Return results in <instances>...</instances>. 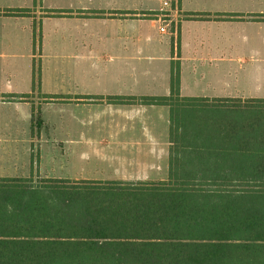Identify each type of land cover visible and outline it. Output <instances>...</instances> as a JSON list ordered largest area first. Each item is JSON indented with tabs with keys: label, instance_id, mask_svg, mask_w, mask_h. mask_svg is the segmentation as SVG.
<instances>
[{
	"label": "crops",
	"instance_id": "1",
	"mask_svg": "<svg viewBox=\"0 0 264 264\" xmlns=\"http://www.w3.org/2000/svg\"><path fill=\"white\" fill-rule=\"evenodd\" d=\"M162 12L167 33L153 16ZM42 14L91 18L89 39L58 42V74L41 60L39 82L14 90L17 60L42 57L32 39ZM1 60L0 111L24 108L31 122L18 136L17 119L0 116V177L163 180L170 107L139 98L169 95L176 67L180 97L264 98V0H0ZM204 142L220 138L183 141Z\"/></svg>",
	"mask_w": 264,
	"mask_h": 264
},
{
	"label": "trees",
	"instance_id": "2",
	"mask_svg": "<svg viewBox=\"0 0 264 264\" xmlns=\"http://www.w3.org/2000/svg\"><path fill=\"white\" fill-rule=\"evenodd\" d=\"M178 84L139 98L170 107L166 179L0 177V264H264V98Z\"/></svg>",
	"mask_w": 264,
	"mask_h": 264
},
{
	"label": "rangeland",
	"instance_id": "3",
	"mask_svg": "<svg viewBox=\"0 0 264 264\" xmlns=\"http://www.w3.org/2000/svg\"><path fill=\"white\" fill-rule=\"evenodd\" d=\"M49 2H56V0H47ZM76 1V0H75ZM82 3H87L88 0H80ZM158 1V0H156ZM160 1V0H159ZM82 18V19H81ZM79 21H75V18L71 17H62L60 15H37L36 20H32V39L33 42H35L36 45V53L38 54L39 52L41 53V59L36 55L30 63H23L21 60H17L15 69L17 72V80L14 82L13 78L11 83L13 84V89L14 90H21L24 88H29V81L31 76H34V84H37L40 80V76L42 74L43 68H42V62L41 60L49 61L50 64V72L48 74H56L58 71H55L56 67H60L62 65H58L57 63L62 62L61 59H55L57 56H54L53 54L56 53V44L58 42L62 41H72V40H88L89 39V30L88 28H84L83 24L87 25L88 20L91 18L88 17H81ZM74 19V20H73ZM86 21H84V20ZM21 24V21H19ZM79 24L77 28H75V25ZM144 25H148V21L143 22ZM105 33L99 32V37L103 39ZM40 45V46H39ZM43 47H45L43 49ZM43 55H46V58H43ZM8 60V59H7ZM0 68L4 71L5 64L4 60H1L0 62ZM11 67V66H10ZM64 71V70H63ZM61 71V72H63ZM58 74V73H57ZM23 79V80H21ZM25 81H27L26 84ZM5 83V82H4ZM4 83H3V88H4ZM35 87V88H34ZM32 89L36 90L35 92H39L38 90L39 86H34ZM41 92V91H40ZM231 92L236 93V95H240L243 93H252V91H238L235 92V90H231ZM222 93V91H220ZM260 93L264 94V90L260 91ZM241 97V96H240ZM223 98V97H220ZM244 98H248L245 97ZM242 98V99H244ZM250 98V97H249ZM251 98H259L256 96H252ZM43 113V112H42ZM45 114V112H44ZM29 115V114H28ZM0 116L1 119L7 118L11 116L12 118L17 119V135H23L25 134V131L29 130L27 129L29 126V123L31 122L30 120H26L27 118V111L24 108L19 107L17 111L15 112L14 110H8L2 107L0 111ZM26 117V118H25ZM38 116H35L34 122L36 119H38ZM32 120V123H34ZM40 130V129H39ZM36 179V178H34Z\"/></svg>",
	"mask_w": 264,
	"mask_h": 264
},
{
	"label": "built area",
	"instance_id": "4",
	"mask_svg": "<svg viewBox=\"0 0 264 264\" xmlns=\"http://www.w3.org/2000/svg\"><path fill=\"white\" fill-rule=\"evenodd\" d=\"M163 5L166 6L168 5V2L167 1H163ZM155 17V19L160 23L159 26H158V29L160 32L162 33H167L168 32V28H167V23H166V20H165V13H156L153 15ZM175 33V31L173 30V34Z\"/></svg>",
	"mask_w": 264,
	"mask_h": 264
}]
</instances>
